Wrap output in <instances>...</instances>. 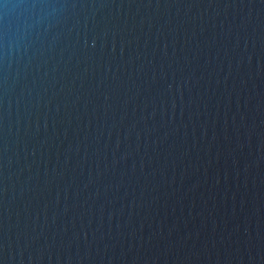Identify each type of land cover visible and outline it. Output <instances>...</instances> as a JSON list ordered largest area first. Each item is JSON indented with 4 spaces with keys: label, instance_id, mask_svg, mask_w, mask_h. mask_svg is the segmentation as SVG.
Returning <instances> with one entry per match:
<instances>
[{
    "label": "water",
    "instance_id": "water-1",
    "mask_svg": "<svg viewBox=\"0 0 264 264\" xmlns=\"http://www.w3.org/2000/svg\"><path fill=\"white\" fill-rule=\"evenodd\" d=\"M0 264H264V0H0Z\"/></svg>",
    "mask_w": 264,
    "mask_h": 264
}]
</instances>
